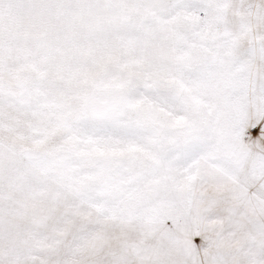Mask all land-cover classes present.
Here are the masks:
<instances>
[{
	"label": "snow or ice",
	"instance_id": "snow-or-ice-1",
	"mask_svg": "<svg viewBox=\"0 0 264 264\" xmlns=\"http://www.w3.org/2000/svg\"><path fill=\"white\" fill-rule=\"evenodd\" d=\"M0 264H264V0H0Z\"/></svg>",
	"mask_w": 264,
	"mask_h": 264
}]
</instances>
